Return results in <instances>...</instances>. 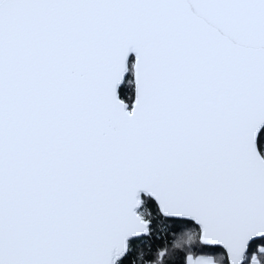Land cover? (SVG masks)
<instances>
[{"label":"snow or ice","instance_id":"snow-or-ice-1","mask_svg":"<svg viewBox=\"0 0 264 264\" xmlns=\"http://www.w3.org/2000/svg\"><path fill=\"white\" fill-rule=\"evenodd\" d=\"M0 264H264V0H0Z\"/></svg>","mask_w":264,"mask_h":264}]
</instances>
